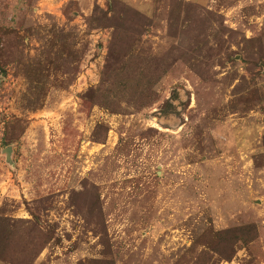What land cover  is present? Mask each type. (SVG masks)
I'll list each match as a JSON object with an SVG mask.
<instances>
[{"label":"rangeland","instance_id":"obj_1","mask_svg":"<svg viewBox=\"0 0 264 264\" xmlns=\"http://www.w3.org/2000/svg\"><path fill=\"white\" fill-rule=\"evenodd\" d=\"M0 264H264V0H0Z\"/></svg>","mask_w":264,"mask_h":264}]
</instances>
